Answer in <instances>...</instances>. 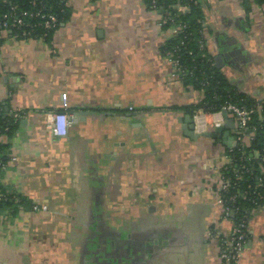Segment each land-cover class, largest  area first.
Segmentation results:
<instances>
[{
	"label": "crops",
	"instance_id": "0c3cea01",
	"mask_svg": "<svg viewBox=\"0 0 264 264\" xmlns=\"http://www.w3.org/2000/svg\"><path fill=\"white\" fill-rule=\"evenodd\" d=\"M148 1L65 0L48 38L0 30V116L22 114L1 137L0 193L19 202L0 207V264H220L233 222L218 174L252 141L233 130L230 146L183 135L178 119L205 113L189 111L203 90L174 72L163 47L179 31L160 27ZM200 1L206 54L225 53L220 74L261 100L264 5ZM59 112L72 120L65 137L48 126ZM213 121L224 124L196 118L195 133L213 132ZM238 264H264V206L250 215Z\"/></svg>",
	"mask_w": 264,
	"mask_h": 264
},
{
	"label": "trees",
	"instance_id": "16d2710c",
	"mask_svg": "<svg viewBox=\"0 0 264 264\" xmlns=\"http://www.w3.org/2000/svg\"><path fill=\"white\" fill-rule=\"evenodd\" d=\"M153 0H149L150 6ZM157 8L164 13L165 10L170 11L172 14H176L173 9L176 4L186 7L188 10L179 14L176 19L184 29L177 35V39L168 41L163 47V54L168 51L178 50L176 56L180 65L185 70L183 78L186 83L191 84L196 89L203 90V99L197 108H190L189 111L193 112L194 109H202L204 112L214 113L221 109L222 105L230 101L234 104L245 106L247 108H253L258 101H254L249 97L237 92L232 88L224 77L220 74V71L215 67L212 57L206 54L205 47L200 48L202 41L203 30V9L200 0H155ZM253 3L258 5H264V0H252ZM36 4L44 6L50 13L56 15L59 21L64 19L65 13L63 8L65 0H37ZM11 5H17L22 10H32L33 6L31 0H0V22L3 20V16L8 13ZM246 5V4H245ZM35 9V7H34ZM246 9H248L246 7ZM64 13V14H63ZM29 23L33 26L32 36H41L48 38L49 34L57 28L52 30H44L39 26V22L36 20H30ZM17 32V31H16ZM262 107V120H257V115L252 116L249 126H255L257 128L255 137L246 149L235 148L229 154L233 158L234 164L239 167L243 166L242 179L235 181V174L232 168H227L221 171L225 177L232 180L235 184L234 189L239 192H245L247 194V200L238 201L233 207H239L237 213L240 215L247 214L254 208L253 202H255L256 196L259 198V202H264V188H258L255 195H252V191L257 181L260 179L259 165L261 159L264 158V102L260 104ZM14 123L12 119L2 118L0 116V127H7L9 131L13 129ZM257 151L259 154L258 159L254 161H247V157L250 153ZM264 169V163H261ZM235 181V182H234ZM236 193L235 190H230V194ZM224 205L228 206V195L223 196ZM10 203H5L4 206H9ZM2 207V205H0ZM237 217V216H236Z\"/></svg>",
	"mask_w": 264,
	"mask_h": 264
},
{
	"label": "built area",
	"instance_id": "2783aa9c",
	"mask_svg": "<svg viewBox=\"0 0 264 264\" xmlns=\"http://www.w3.org/2000/svg\"><path fill=\"white\" fill-rule=\"evenodd\" d=\"M37 0H31V4L33 6L32 10H22L19 9L17 5H11L9 7L8 13L3 16V20L0 22V30L5 31L8 33H11L15 37L19 38H26L32 36L31 34L33 31V26L29 23L30 20H36L39 22V26H41L44 30H52L54 29L58 24V19L56 15L50 13L47 9L44 8V6H40V4H36ZM152 9H157V4L155 0L152 1ZM35 7V9H34ZM187 8H180L176 11V14H172L170 11L165 10L162 14L161 21L158 24L160 27L164 26H175L177 27V30L179 33L184 29V26L181 25L179 22H177V18L180 13L186 12ZM17 31V32H16ZM178 33V34H179ZM204 42L201 44L200 48H204ZM178 52L177 49L173 51H168L164 55L168 62L171 64L172 68L174 69V72L178 76H183L186 72L180 65V62L178 60V56H176V53ZM62 102L64 107L66 106V100L65 97L62 98ZM264 102V98L258 101V104H256L253 108H247L245 106H240L237 104H234L230 101L225 102L221 109L216 113L217 115H221L222 111L228 112L230 116L235 120V128L233 129L234 134L237 137H241L243 135H248L250 140L253 141L255 137V133L257 128L255 126H249V123L251 122V118L254 115H257V120L261 121L262 116V107L261 103ZM206 114L210 115L212 113L205 112L203 113L201 110L198 111V113L193 114V120H194V130L195 132L199 133L198 126L196 125V118H199L200 116H205ZM13 122H16L20 118H22V114L16 110L12 113ZM212 129H216L221 126L220 122L213 121ZM48 126L51 129V132L54 136L58 137H65L67 134V130L72 126V120L67 116L64 112L55 113L50 117V120L48 122ZM9 131V128L7 127H0V169H3L5 167V159L7 158L6 153L4 152V149L2 147V141L1 137L2 135H5ZM248 131V133H246ZM259 157V154H257ZM232 158V157H230ZM13 159V158H10ZM255 158L253 156L247 157V161H254ZM261 163H264V158L261 159ZM260 163V164H261ZM227 168H232L235 174V181H240L242 179V173L244 170L243 166L237 167L234 162L233 158L230 159V163L226 165L223 170H226ZM222 170V171H223ZM261 177L255 184L252 191V195H255V191L258 188L263 187L264 188V170H261ZM219 175V188H220V196L223 201V196L228 195V202L229 205H224V213L225 216L228 218H231V221L233 222V226L231 229V232L224 237L219 238V262L220 264H238L239 256L244 248V245L246 243L247 238V224L248 220L250 218L252 210H250L245 215H240L238 213L239 207H233L237 204V202L245 201L247 200V194L245 192H239L237 189H234L235 184L230 180L229 178L225 177L224 174L220 171ZM234 181V182H235ZM235 190L236 193L230 194V190ZM259 198L256 196L255 202H253L254 207H258L264 202H259ZM19 202V198L15 195H7L4 193H0V205L4 206L5 203L10 204H17ZM237 216V217H236Z\"/></svg>",
	"mask_w": 264,
	"mask_h": 264
},
{
	"label": "water",
	"instance_id": "95a60500",
	"mask_svg": "<svg viewBox=\"0 0 264 264\" xmlns=\"http://www.w3.org/2000/svg\"><path fill=\"white\" fill-rule=\"evenodd\" d=\"M228 58L225 53L221 55H217L214 58L215 67L220 70L224 65V59ZM84 113L78 114L82 115ZM77 115V116H78ZM122 115V114H118ZM76 116V115H75ZM221 116L224 120V124L218 128H216L213 132H206L197 135L194 130V120H193V113H188L187 115L183 116L182 118L178 119L181 123V129L183 131V135L189 139H196L198 136L205 137V138H213V139H221L223 141H227L226 145L230 146V141L234 140L233 145L236 144V138H232L230 135V130L235 128L234 120L229 118V113L222 111ZM75 123V122H74Z\"/></svg>",
	"mask_w": 264,
	"mask_h": 264
},
{
	"label": "rangeland",
	"instance_id": "374dc122",
	"mask_svg": "<svg viewBox=\"0 0 264 264\" xmlns=\"http://www.w3.org/2000/svg\"><path fill=\"white\" fill-rule=\"evenodd\" d=\"M184 8H186V7H184ZM173 27H174V26H173ZM203 29H204V28H203ZM177 33H178V32H177ZM177 35H178V34H177ZM177 35H176L173 39H175V38L177 37ZM173 39H171V40L173 41ZM176 39H177V38H176ZM171 40H169V41H171ZM224 79H225V78H224ZM212 130H213V129H212ZM230 159H232V158L227 157V156H226V157L224 156V163H223L222 167H225V165H228V164L230 163ZM259 168H260L261 170H264L261 164L259 165ZM221 169H223V168H221ZM260 169H259V170H260ZM261 206H264V203L261 204V205L258 206V207H254L253 210H252V212L254 211V209H257V208H259V207H261ZM252 212H251V213H252Z\"/></svg>",
	"mask_w": 264,
	"mask_h": 264
}]
</instances>
